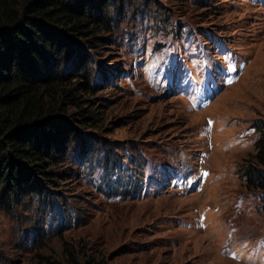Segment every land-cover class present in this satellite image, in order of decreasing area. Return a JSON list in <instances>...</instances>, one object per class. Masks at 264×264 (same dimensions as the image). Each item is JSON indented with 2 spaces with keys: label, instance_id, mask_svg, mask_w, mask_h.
<instances>
[{
  "label": "rangeland",
  "instance_id": "obj_1",
  "mask_svg": "<svg viewBox=\"0 0 264 264\" xmlns=\"http://www.w3.org/2000/svg\"><path fill=\"white\" fill-rule=\"evenodd\" d=\"M91 14L103 30L70 39L62 69L91 72L66 108L94 120L65 128L29 183L19 167L0 183V264H264V189L248 179L264 170V0Z\"/></svg>",
  "mask_w": 264,
  "mask_h": 264
},
{
  "label": "trees",
  "instance_id": "obj_2",
  "mask_svg": "<svg viewBox=\"0 0 264 264\" xmlns=\"http://www.w3.org/2000/svg\"><path fill=\"white\" fill-rule=\"evenodd\" d=\"M112 1L0 0V183L16 182L17 167L25 169L28 178L20 179L29 183L31 175L42 174L37 167L49 160L55 164L57 139L65 128L93 122L85 113L70 119L66 108V102L76 108L82 104L68 84L81 78L90 93L91 72L79 73L83 63L67 74L62 68L70 56L68 41L96 38L103 29L91 12L103 14ZM256 147L255 160L264 169V139ZM31 165L35 170L26 169ZM248 175L249 183L264 189V170Z\"/></svg>",
  "mask_w": 264,
  "mask_h": 264
},
{
  "label": "snow or ice",
  "instance_id": "obj_3",
  "mask_svg": "<svg viewBox=\"0 0 264 264\" xmlns=\"http://www.w3.org/2000/svg\"><path fill=\"white\" fill-rule=\"evenodd\" d=\"M206 175V174H205ZM231 255V253H229Z\"/></svg>",
  "mask_w": 264,
  "mask_h": 264
}]
</instances>
